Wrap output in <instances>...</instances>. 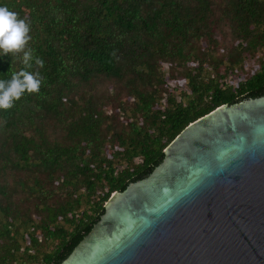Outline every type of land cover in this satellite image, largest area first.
Listing matches in <instances>:
<instances>
[{
	"label": "trees",
	"instance_id": "1",
	"mask_svg": "<svg viewBox=\"0 0 264 264\" xmlns=\"http://www.w3.org/2000/svg\"><path fill=\"white\" fill-rule=\"evenodd\" d=\"M5 5L42 82L0 109V264H52L189 123L264 87V0ZM21 57L0 55V79Z\"/></svg>",
	"mask_w": 264,
	"mask_h": 264
},
{
	"label": "water",
	"instance_id": "2",
	"mask_svg": "<svg viewBox=\"0 0 264 264\" xmlns=\"http://www.w3.org/2000/svg\"><path fill=\"white\" fill-rule=\"evenodd\" d=\"M52 264H264V87L189 123Z\"/></svg>",
	"mask_w": 264,
	"mask_h": 264
},
{
	"label": "clouds",
	"instance_id": "3",
	"mask_svg": "<svg viewBox=\"0 0 264 264\" xmlns=\"http://www.w3.org/2000/svg\"><path fill=\"white\" fill-rule=\"evenodd\" d=\"M29 33L30 23L26 18H20L6 5L0 6V55L12 54L16 57L22 54V63L26 66L19 72H13L11 79H0V109L10 108L25 91L33 93L40 89L42 77L39 71L26 70L32 67L33 60L32 49L28 47ZM35 64L43 67L44 61L36 58Z\"/></svg>",
	"mask_w": 264,
	"mask_h": 264
},
{
	"label": "rangeland",
	"instance_id": "4",
	"mask_svg": "<svg viewBox=\"0 0 264 264\" xmlns=\"http://www.w3.org/2000/svg\"><path fill=\"white\" fill-rule=\"evenodd\" d=\"M216 35H217V37H218L220 40L223 41L224 46H229V45L232 44V43L230 42L231 39H232V37L229 35L228 29H224V32H223V33H216ZM202 44H203V43H202ZM220 50H221V49H220ZM250 62H251L250 60H247V61L245 62V66H247ZM234 77H235V78H234ZM234 77H233V79H232L231 77L228 76V77H227V80L230 81V79H231V81H233V84H234V82L237 80V77H236V76H234ZM110 87H111L110 83L106 84V88H110ZM121 120H122V118H121ZM104 204H105V203H104Z\"/></svg>",
	"mask_w": 264,
	"mask_h": 264
}]
</instances>
